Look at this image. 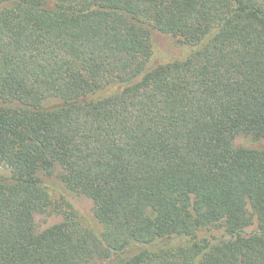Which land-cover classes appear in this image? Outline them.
<instances>
[{
    "label": "trees",
    "instance_id": "16d2710c",
    "mask_svg": "<svg viewBox=\"0 0 264 264\" xmlns=\"http://www.w3.org/2000/svg\"><path fill=\"white\" fill-rule=\"evenodd\" d=\"M0 92V264H264V0H0Z\"/></svg>",
    "mask_w": 264,
    "mask_h": 264
},
{
    "label": "rangeland",
    "instance_id": "374dc122",
    "mask_svg": "<svg viewBox=\"0 0 264 264\" xmlns=\"http://www.w3.org/2000/svg\"><path fill=\"white\" fill-rule=\"evenodd\" d=\"M187 53L186 47H180L178 46L174 40L165 38L161 35L155 36V58L157 60H163L167 57L174 56V55H185ZM2 102L1 99V92H0V103ZM236 147H249V148H258V149H264V142L263 143H256L253 142L251 139L240 136L235 141ZM59 170H57L52 176L48 175H41L42 180L44 181V184L47 187H50L51 193L53 191V195L55 198L59 199V191L66 192L69 196V192L66 191L64 185L61 183L60 179L58 178ZM74 201H76V205L78 208L83 212L86 213L87 216L90 217L91 214V207L92 203L90 200L83 198H77L74 197ZM62 216L57 214H37L36 215V223H37V231L43 232L46 229L54 226L57 223H60L62 221ZM92 219V216H91ZM259 228V222L255 221V224L247 229V233L256 232ZM224 232L221 230H212L209 232H206L204 235L208 237H222Z\"/></svg>",
    "mask_w": 264,
    "mask_h": 264
}]
</instances>
